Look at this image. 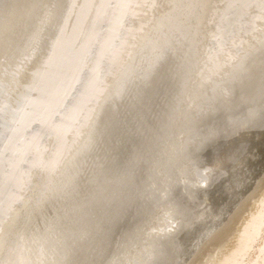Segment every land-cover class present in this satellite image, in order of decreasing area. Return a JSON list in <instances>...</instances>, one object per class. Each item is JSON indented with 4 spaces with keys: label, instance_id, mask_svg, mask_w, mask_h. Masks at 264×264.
Returning <instances> with one entry per match:
<instances>
[{
    "label": "bare ground",
    "instance_id": "6f19581e",
    "mask_svg": "<svg viewBox=\"0 0 264 264\" xmlns=\"http://www.w3.org/2000/svg\"><path fill=\"white\" fill-rule=\"evenodd\" d=\"M0 264H264V0H0Z\"/></svg>",
    "mask_w": 264,
    "mask_h": 264
}]
</instances>
